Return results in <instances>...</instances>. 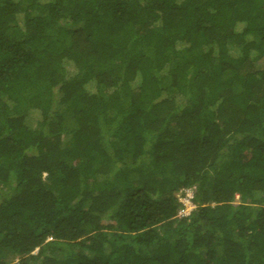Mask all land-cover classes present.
I'll return each instance as SVG.
<instances>
[{"label":"trees","instance_id":"trees-1","mask_svg":"<svg viewBox=\"0 0 264 264\" xmlns=\"http://www.w3.org/2000/svg\"><path fill=\"white\" fill-rule=\"evenodd\" d=\"M0 264H264V0H0Z\"/></svg>","mask_w":264,"mask_h":264},{"label":"rangeland","instance_id":"rangeland-1","mask_svg":"<svg viewBox=\"0 0 264 264\" xmlns=\"http://www.w3.org/2000/svg\"><path fill=\"white\" fill-rule=\"evenodd\" d=\"M182 194L183 195H180L179 200L180 202H182L184 208L179 212V214L187 216L195 208L191 199L193 197V194L189 189L185 190ZM238 200L239 196L236 197V201Z\"/></svg>","mask_w":264,"mask_h":264},{"label":"built area","instance_id":"built-area-1","mask_svg":"<svg viewBox=\"0 0 264 264\" xmlns=\"http://www.w3.org/2000/svg\"><path fill=\"white\" fill-rule=\"evenodd\" d=\"M192 199V198H191Z\"/></svg>","mask_w":264,"mask_h":264}]
</instances>
